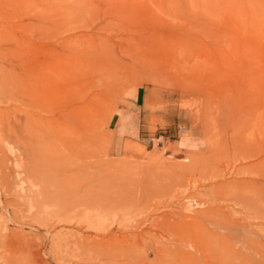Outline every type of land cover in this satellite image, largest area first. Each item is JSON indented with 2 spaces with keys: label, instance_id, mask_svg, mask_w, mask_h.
<instances>
[{
  "label": "rangeland",
  "instance_id": "374dc122",
  "mask_svg": "<svg viewBox=\"0 0 264 264\" xmlns=\"http://www.w3.org/2000/svg\"><path fill=\"white\" fill-rule=\"evenodd\" d=\"M178 15L177 0H0V264H171L136 244L169 229L264 264V92L202 29L183 61Z\"/></svg>",
  "mask_w": 264,
  "mask_h": 264
},
{
  "label": "bare ground",
  "instance_id": "6f19581e",
  "mask_svg": "<svg viewBox=\"0 0 264 264\" xmlns=\"http://www.w3.org/2000/svg\"><path fill=\"white\" fill-rule=\"evenodd\" d=\"M177 10L179 12L178 16L182 15L181 18L183 21H184L183 15L185 14L189 15L188 22L184 21V22H187L186 23L187 29L185 28L187 31L183 30V32L179 33L178 35V42L181 45V48L183 47L182 48L183 53H182V50L179 51V54L180 52L182 54L180 56L183 61L193 60L195 49L197 48V45L201 44L200 42L198 43L199 39H197V36L195 35L196 34L195 31H197V34H198V32H201L204 30L205 34H207L208 36L210 35L214 37L217 43L214 46V49L216 53H218V55L222 57L223 64L224 63L226 64V62H228L227 65L230 66L229 61H231V64L233 63L237 64L238 69L240 67H243V68L247 67V70H249L251 74V79H248V81L254 86L253 89L258 90V92H262V91L264 92V26L260 23L261 18L264 16V0H177ZM201 18H204V20H201ZM182 20L179 19V24ZM183 21L180 24V26L182 25L181 27L184 26ZM181 27L179 30L183 29L185 26L183 28ZM199 29L200 30L202 29V30L200 31ZM231 40L241 42V45L238 46L237 49L235 50H233V48L229 49L230 53L226 55L225 53L226 46H227V43L230 42ZM212 50L211 48L205 47L204 49L200 50L199 55L202 54V52H204L206 53L207 56L209 55V57L214 58V52ZM227 65L225 69L228 67ZM243 68L241 70H243ZM243 72L246 73L244 70ZM219 73L220 71L217 73V75ZM225 73L226 71L223 74L225 75ZM243 75L242 76L240 75L242 82H243ZM213 76H211V78H214ZM218 76H215V78H217ZM247 86L249 88L251 85L247 84ZM63 141H64V143L62 144L64 146L63 148L67 149L68 147L72 146L71 142H68L67 140H63ZM72 151L76 152L77 154L76 156L81 155L80 154L81 152L80 144H77L75 147H73ZM77 164H78L77 165L78 167L79 163ZM57 169L59 170V168ZM60 169L63 170V168H60ZM62 173H63L62 175H64V172ZM79 175L80 174H78L77 176L79 177ZM4 233H6V231L3 233L2 231H0L1 247L3 245L5 247L7 244H10L11 242L10 239L12 238L10 235H6ZM232 234H234V231ZM165 235L169 238L168 241H170L168 245L157 243L156 246H154L153 244H150L148 242H142L141 239H140L141 242L138 241L136 244L138 245V247L142 246L143 244L150 246L151 252L155 254V257L157 258V261L159 263H163V261L165 260H169V261L172 260L171 264H240L241 262L240 260L242 256L239 254V252L237 254L235 253L236 254L235 255L233 253L234 251L231 252L229 248L226 247L225 244L221 245L222 250L220 249L218 251H211L210 249H208V245H207L208 243L197 240L195 235H189V233L186 235L185 233V235L183 234L181 236H177L175 235V233L171 232L170 229L165 230ZM13 236L15 237V235ZM226 243H228V241ZM22 247H24V245ZM4 249L7 250V247ZM6 250L4 251L5 253H6ZM1 255H3V253ZM3 257L5 256L3 255ZM13 257L11 258V260L13 259ZM24 258L26 259V257ZM14 261H16V259H14ZM4 262H6V260ZM137 262L139 263V261Z\"/></svg>",
  "mask_w": 264,
  "mask_h": 264
},
{
  "label": "crops",
  "instance_id": "0c3cea01",
  "mask_svg": "<svg viewBox=\"0 0 264 264\" xmlns=\"http://www.w3.org/2000/svg\"><path fill=\"white\" fill-rule=\"evenodd\" d=\"M138 99H139V94L137 93L136 97H135L136 102H138ZM134 111L135 110H131L130 112H128L126 117L124 115L122 116V119L124 121L123 124H121V121H120L121 118H118L115 130H116L117 136L119 138H121V139L128 138L126 136H128V135L130 136V135H133L136 133V131H137V128L135 125L136 124L135 123L136 122V114ZM126 122L131 124V126L128 125V130H127Z\"/></svg>",
  "mask_w": 264,
  "mask_h": 264
},
{
  "label": "built area",
  "instance_id": "2783aa9c",
  "mask_svg": "<svg viewBox=\"0 0 264 264\" xmlns=\"http://www.w3.org/2000/svg\"><path fill=\"white\" fill-rule=\"evenodd\" d=\"M180 131H185V130L183 128H181Z\"/></svg>",
  "mask_w": 264,
  "mask_h": 264
}]
</instances>
